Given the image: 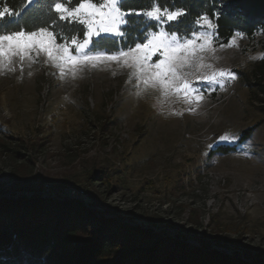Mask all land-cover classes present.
<instances>
[{
  "label": "rangeland",
  "instance_id": "374dc122",
  "mask_svg": "<svg viewBox=\"0 0 264 264\" xmlns=\"http://www.w3.org/2000/svg\"><path fill=\"white\" fill-rule=\"evenodd\" d=\"M229 41L205 61L235 79L192 77L198 105L115 62L75 79L43 56L0 72V139L12 144L0 146V196L58 191L264 256V32Z\"/></svg>",
  "mask_w": 264,
  "mask_h": 264
},
{
  "label": "trees",
  "instance_id": "16d2710c",
  "mask_svg": "<svg viewBox=\"0 0 264 264\" xmlns=\"http://www.w3.org/2000/svg\"><path fill=\"white\" fill-rule=\"evenodd\" d=\"M5 3L23 11L19 17L0 20V32L34 30L52 22L53 18L45 17L39 7L48 0H33L27 7V0H0V5ZM159 4L162 8L185 9L187 15L181 20L164 25L181 37L191 36L194 21L202 14L217 25L218 44L227 43L236 32L245 36L264 32V0H159ZM149 7V0H125L122 5L125 11ZM127 19L124 37H94L90 48L110 53L127 50L143 42L147 31L158 30L155 22L148 25L143 17ZM56 30L82 38L78 25L58 24ZM15 141L16 146L28 148L25 141ZM10 145L0 139L3 148ZM29 146L33 150L40 143ZM0 264H264V256L218 242L212 246L202 237L191 240L170 234L155 224L105 210L93 201L60 196L58 191L44 194L22 190L12 197L0 196Z\"/></svg>",
  "mask_w": 264,
  "mask_h": 264
},
{
  "label": "snow or ice",
  "instance_id": "6c2138e0",
  "mask_svg": "<svg viewBox=\"0 0 264 264\" xmlns=\"http://www.w3.org/2000/svg\"><path fill=\"white\" fill-rule=\"evenodd\" d=\"M125 0H48L42 5L45 17H52L51 24L36 26L34 30L0 32V72L5 69L14 71L18 62L23 68L25 62H35L43 56L45 63L59 70L61 79H75L86 67L110 66L112 62L133 70L138 81L145 88L159 89L167 97L170 94H183L186 102L197 104L204 98L197 94L200 89L195 80L220 82L235 79L234 73L217 70L205 58L214 54V41L217 25L207 15L202 14L194 21L196 28L191 31V38L181 37L176 32H169L164 25L177 22L187 15L185 9L162 8L159 0H149L147 10H123ZM27 0L24 7L32 4ZM21 11L14 10L8 4L0 5V20L6 17H19ZM143 17L148 25L155 22L158 30L147 31L143 42H137L127 50L109 52L93 50L94 37L102 33L124 37L123 30L128 17ZM43 22V21H42ZM58 24L78 25L79 35L65 36L56 30ZM58 38L61 42H58ZM233 37L228 46H235ZM224 47V45H221ZM153 57H156L153 62ZM195 77L194 79H191ZM194 110V109H190ZM228 140V135L220 137Z\"/></svg>",
  "mask_w": 264,
  "mask_h": 264
},
{
  "label": "built area",
  "instance_id": "2783aa9c",
  "mask_svg": "<svg viewBox=\"0 0 264 264\" xmlns=\"http://www.w3.org/2000/svg\"><path fill=\"white\" fill-rule=\"evenodd\" d=\"M69 195H75V196H81L83 197V192L82 191H67Z\"/></svg>",
  "mask_w": 264,
  "mask_h": 264
},
{
  "label": "bare ground",
  "instance_id": "6f19581e",
  "mask_svg": "<svg viewBox=\"0 0 264 264\" xmlns=\"http://www.w3.org/2000/svg\"><path fill=\"white\" fill-rule=\"evenodd\" d=\"M239 206V205H238ZM243 210V209H242Z\"/></svg>",
  "mask_w": 264,
  "mask_h": 264
}]
</instances>
